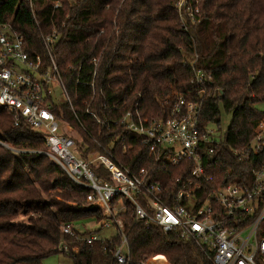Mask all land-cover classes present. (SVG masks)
I'll use <instances>...</instances> for the list:
<instances>
[{"label":"trees","instance_id":"1","mask_svg":"<svg viewBox=\"0 0 264 264\" xmlns=\"http://www.w3.org/2000/svg\"><path fill=\"white\" fill-rule=\"evenodd\" d=\"M56 2L60 6L54 9ZM174 4L175 0H3L0 15L23 35L32 52L43 53L41 35L54 25L60 27L55 56L77 115L63 105L64 117L75 125L78 118L133 171L153 164L138 136L123 126L104 129L86 114L93 90L83 82L92 79V58L99 59L92 109L111 118L113 104L122 106L119 114L137 104L145 122L167 116L179 95L199 98L190 67L195 61L211 77L201 101L202 124L219 126L221 108L231 114L224 144L208 160L207 172L218 183H248L264 151L241 159L234 150L252 140L264 114L258 106L264 103V0H201V19L188 31ZM80 65V73L71 68ZM81 134L90 149L100 150L95 140ZM118 136L121 141H116ZM45 150L39 133L24 120L16 125L12 113L0 109V264H44L48 256L59 253L61 240L73 264H114L103 246L118 244V233L93 246L63 234L62 226L68 223L75 225L77 235L87 234L91 230L79 231L76 224L101 223L104 216L87 200L88 190L77 186L41 152ZM95 169L109 179L102 167ZM187 175L188 171L168 168L166 177L158 180L169 185L174 177ZM124 202L118 216L133 261L212 264L197 244L137 221L129 202Z\"/></svg>","mask_w":264,"mask_h":264},{"label":"built area","instance_id":"2","mask_svg":"<svg viewBox=\"0 0 264 264\" xmlns=\"http://www.w3.org/2000/svg\"><path fill=\"white\" fill-rule=\"evenodd\" d=\"M200 2L175 0L183 30L188 31L190 24L200 21ZM2 3L0 0V6ZM59 6L56 2L54 9ZM60 37V27L54 25L41 35L44 52H32L23 35L0 15V109H8L16 125L24 120L40 134L47 147L41 152L58 164L77 186L88 190L87 200L103 213L101 226L115 229L109 237H101L97 231L77 235L75 225L68 223L62 226L63 234L93 246L111 241L118 233V244L111 249L103 246L112 255L114 264H151L145 259L135 262L130 256L124 224L118 216L127 201L137 221L197 244L212 264H264V159L258 160L248 183H218L207 172V162L224 144L225 136L210 128L212 122L203 125L201 121V101L211 77L193 61L192 80L199 98L179 95L167 116L150 122L144 121L137 104L119 114L122 106L115 103V114L109 118L107 113L101 116L91 107L99 62L98 58H92V79L83 82L93 90L86 114L104 129L123 126L126 132L138 136L153 164L133 171L112 149L96 140L78 118L75 125L64 117L63 105L77 115L55 56ZM71 68L80 73L82 65ZM80 82L78 78L77 84ZM81 131L95 140L100 150L90 149ZM121 140L120 136L116 138ZM263 151L264 114L252 140L234 152L241 159H250ZM98 167L107 172L109 179L96 171ZM168 168L178 169L180 173L188 171V175L174 177L169 185H163L157 174L166 177ZM57 249L65 254L70 252L64 240Z\"/></svg>","mask_w":264,"mask_h":264},{"label":"rangeland","instance_id":"3","mask_svg":"<svg viewBox=\"0 0 264 264\" xmlns=\"http://www.w3.org/2000/svg\"><path fill=\"white\" fill-rule=\"evenodd\" d=\"M258 106L264 110V103H261ZM230 121H231V114L224 112V110L221 108L220 125L218 126L216 123H213L210 124V128L218 130L219 134L223 137L230 124ZM160 177H164V175L158 173L157 178ZM82 223L86 227H84L83 224H79V223L76 224V227L78 228L79 231H85V229L91 231H97L98 235H100L101 237H109L115 233L114 228H105L101 226V223L95 222L94 220H84L82 221ZM44 264H73V261L64 253L59 251V253L48 256L44 260Z\"/></svg>","mask_w":264,"mask_h":264}]
</instances>
